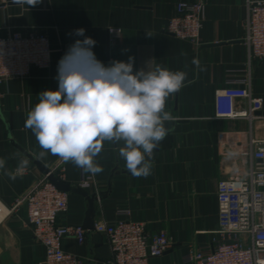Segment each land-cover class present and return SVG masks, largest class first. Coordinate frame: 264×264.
<instances>
[{
  "label": "crops",
  "instance_id": "1",
  "mask_svg": "<svg viewBox=\"0 0 264 264\" xmlns=\"http://www.w3.org/2000/svg\"><path fill=\"white\" fill-rule=\"evenodd\" d=\"M178 1L41 0L28 6L0 0V36L14 30L42 31L54 48L48 68L33 67L28 77L11 79L0 87V159L5 161L0 169V264H45L44 247L34 237L27 203L22 200L45 176L32 157L72 184L92 175L50 153L40 159L42 149L24 126L38 95L58 89V63L70 45L84 39L74 34L79 28L96 41L92 51L105 66L133 57L134 73L157 66L186 73L183 86L166 99L165 111L174 119L164 124L169 131L158 146V155L150 160V175L133 177L118 156V146L103 142L94 158L103 171L92 175L94 184L87 188L104 194L94 223L114 221L118 209L128 208L133 219L145 224L148 235L165 232L170 245L150 264H183L190 248L213 247L219 227L218 181L244 175L252 162L251 141L264 140V60L249 59L247 0H184L205 5L198 42L165 30ZM111 28H121L118 38H110ZM193 59L199 60V68ZM245 77L253 93L263 97V109L250 117H217L216 90L228 80ZM24 159L28 165L21 168ZM86 209L82 195L68 192V210L59 221L83 225ZM63 246L83 264H111L113 253L106 238L91 229L83 243L70 236Z\"/></svg>",
  "mask_w": 264,
  "mask_h": 264
},
{
  "label": "built area",
  "instance_id": "2",
  "mask_svg": "<svg viewBox=\"0 0 264 264\" xmlns=\"http://www.w3.org/2000/svg\"><path fill=\"white\" fill-rule=\"evenodd\" d=\"M5 1V0H4ZM202 1L176 3L175 14L165 30L174 36L198 42L204 23ZM245 41L249 59L264 60V0H247ZM121 28H111L110 38ZM0 87L14 78H26L33 67L48 68L54 48L42 31L14 30L0 36ZM248 78L228 80L215 92L217 117H250L263 109V97L253 93ZM252 162L244 175L223 178L217 185L219 227L209 250L190 248L183 264H264V140L251 141ZM90 188L92 175L79 183ZM28 207V222L35 239L44 247L45 264H83L80 257L65 250L63 243L73 236L79 243L86 238L82 225L60 223L68 210V192L57 188L47 177L38 180L22 199ZM114 221L99 220L91 229L103 235L111 250V264H150L170 245L165 232L146 233L143 222L135 220L128 208L117 211Z\"/></svg>",
  "mask_w": 264,
  "mask_h": 264
},
{
  "label": "clouds",
  "instance_id": "3",
  "mask_svg": "<svg viewBox=\"0 0 264 264\" xmlns=\"http://www.w3.org/2000/svg\"><path fill=\"white\" fill-rule=\"evenodd\" d=\"M16 2L36 6L41 0ZM74 34L84 39L70 45L59 61L58 89L41 92L38 103L27 113L24 126L42 149L39 158L50 153L95 175L103 168L94 158L107 141L118 146V156L133 177H147L154 149L169 131L164 124L174 119L165 111L166 99L183 86L186 73L160 66L134 73L133 57L105 66L96 59L92 51L96 41L85 36V29H76ZM192 63L200 67L198 59ZM27 165L24 159L19 166ZM4 167L5 161L0 159V169ZM5 175L16 179L10 172Z\"/></svg>",
  "mask_w": 264,
  "mask_h": 264
},
{
  "label": "water",
  "instance_id": "4",
  "mask_svg": "<svg viewBox=\"0 0 264 264\" xmlns=\"http://www.w3.org/2000/svg\"><path fill=\"white\" fill-rule=\"evenodd\" d=\"M158 155V148L154 149L153 157L154 159ZM34 163L47 175L48 179L59 189L66 191V192H74L77 194L82 195L87 202V209L85 213V219L83 223V227L86 229H92L94 227V215L97 211V203L98 201L104 197L103 193L97 192H90L85 187L81 186L80 184H72L69 181H65L61 179L58 175L51 172L50 169L45 166L41 161L35 159Z\"/></svg>",
  "mask_w": 264,
  "mask_h": 264
}]
</instances>
